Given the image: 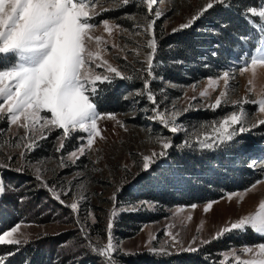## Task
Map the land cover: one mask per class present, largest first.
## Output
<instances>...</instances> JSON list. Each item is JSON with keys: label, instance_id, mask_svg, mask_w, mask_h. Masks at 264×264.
Instances as JSON below:
<instances>
[{"label": "snow or ice", "instance_id": "obj_1", "mask_svg": "<svg viewBox=\"0 0 264 264\" xmlns=\"http://www.w3.org/2000/svg\"><path fill=\"white\" fill-rule=\"evenodd\" d=\"M100 0H0V118L6 119L9 126L23 128V136H15L10 140L0 141V148L11 146L23 149L18 153L23 158L27 151L34 150L38 144L37 140L45 139L47 134L54 130H62L59 139L57 152L64 149V141L70 139L74 134L81 141V144L75 150L68 153L70 161L75 162L80 156H84L90 151L96 143L97 138L103 139L102 130L98 124L101 119L115 120L113 113H101L97 106V97L102 92L101 85H111L115 79H130L125 76L117 66H113L106 58L107 48L110 46L116 48L114 43L109 45L103 34L96 35L97 25L92 21L97 15L104 11H114L117 8H100L96 10ZM130 0H119L118 7L129 5ZM153 19L148 20L144 25H137L141 32L147 34L144 47L149 51L144 54L142 63L146 65L143 71L146 78L141 77L143 81V91L137 95H144L153 105L151 119L158 122L162 127L175 134L180 131H187L176 124V113L166 116L165 111H161L156 102V97L151 91L150 84L155 76L153 75L154 58L157 53V38L155 33L156 19L162 13L160 11L152 12L153 5L157 0H142ZM214 4L226 5V0H209V2L200 9L196 15L192 16L187 23L180 25V29H186L199 19L205 12L214 7ZM227 6V5H226ZM241 15L248 22L254 31V36H241L239 40L244 45L255 40L251 49L243 51V59L240 71L251 70L255 74L257 66H264V2L258 7L249 6L245 8ZM253 18H258L256 23ZM103 32L109 36L114 30L120 29L118 24H112L108 19L100 21ZM173 31H176L174 29ZM123 51V49H121ZM137 57L141 54L139 49L131 50ZM125 61L127 57H122ZM96 69H102L97 72ZM230 73L225 71L217 79H209V88L214 89L220 86V79L225 82V91L209 108L215 110L221 107L224 97L227 95V82ZM252 81H249L251 84ZM202 97L208 95V90L200 94ZM125 96L124 99H128ZM193 99H196L193 97ZM243 103H253L258 107L260 113H264V97L256 101L234 102L239 108V112H232L218 120L204 122L201 127L204 131L195 134L193 140L186 139L182 147L198 146L200 150H211L222 145H229L241 134L251 130L245 126V112ZM264 125V119H260L257 127ZM123 126V125H122ZM86 139V143H84ZM161 145V151H153L151 155L142 156V170H148L152 164L160 157L165 156L166 150L172 147L169 138H161L157 141ZM12 156H8L11 161ZM61 157V164H63ZM8 164L0 163V168H8ZM127 167V166H125ZM17 172L24 171L23 167L15 168ZM37 179H42L37 176ZM47 187V182L43 181ZM259 183V181L257 182ZM256 184L251 186L252 189ZM7 186L0 176V197L6 194ZM54 198L61 204L65 201L61 199L60 194L53 189H48ZM121 189H118L120 191ZM67 191H71L69 188ZM249 189H245V192ZM67 195V192L64 193ZM227 199L230 201L234 197L243 200L240 193H228ZM115 194L112 199L115 200ZM216 201L207 203L205 212L213 208ZM141 205H147V202H141ZM73 212L77 211L78 203L72 202L66 205ZM196 204L191 208L195 209ZM131 211L138 210L132 207ZM117 213L113 209L111 216ZM191 220V216L188 217ZM113 225L109 221L107 225V242L101 244L99 241L93 242L90 239L89 231L81 227L80 231L83 238L92 252L101 257L103 264H116L114 254L117 251L113 243L112 229ZM21 224L17 223L9 230L0 233V246H19L27 242V238L20 231ZM249 230L254 235H258L264 240V200L258 205V211L253 214L245 215L228 226L223 227L215 233L210 240H203L201 244H209L212 240L223 237L226 233L239 232L246 234ZM167 235L171 238V246L179 243L177 236L172 232ZM195 243V238H193ZM185 251L195 252L197 248L189 246ZM151 252L158 255H169L165 246L159 249L152 248ZM240 254L237 250H230V257L233 264H264V242L256 246H242ZM254 256L242 259L243 254H253ZM14 252L0 254V264H6L7 257L14 255ZM229 260V254H224L225 264Z\"/></svg>", "mask_w": 264, "mask_h": 264}, {"label": "trees", "instance_id": "obj_2", "mask_svg": "<svg viewBox=\"0 0 264 264\" xmlns=\"http://www.w3.org/2000/svg\"><path fill=\"white\" fill-rule=\"evenodd\" d=\"M262 2L264 0H226L227 6L214 4L191 27L176 31H167L164 18L156 19L158 47L153 67L155 79L150 84L156 102L163 105V101L180 95V91L169 85L183 88L231 67L240 68L243 51L251 49L255 43L253 39L244 45L239 40L241 36L255 35L241 12L249 6L258 7ZM126 9L128 13L139 15L146 11L144 6L133 4ZM127 19L124 17L119 22L128 26L130 22ZM253 19L259 22L258 18ZM121 67L131 78L115 79L111 85L100 86L102 92L96 102L101 113L127 111L130 101L124 97L129 91L135 92L144 87L141 77L146 78V73L142 68L134 70L127 63ZM145 103L142 100L141 106ZM227 111L222 106L190 113L184 121L187 126L190 121H213ZM7 130L6 119L0 118V141L7 140ZM186 139L189 138L184 134L172 138V147L163 156L164 161L153 164L150 169L135 176V181L124 186L120 194L121 202L135 205L138 210L119 211L113 217L112 231L118 238L136 234L144 224L167 216L174 206L218 199L228 192L250 187L264 174V125L241 134L229 145L211 150H200L196 145L182 147ZM43 144L46 150H37L35 154L48 153V141ZM69 147L64 146L61 152ZM86 160V157L79 160V166ZM11 174L4 173L9 182L5 180L8 190L0 197V233L19 222L46 223L60 219L59 214L65 208L55 203L39 185L24 182ZM141 202H147V205H141ZM75 229L40 234L27 239L19 250L16 246H0V254L15 253L7 257L6 264H103L101 257L91 251ZM91 232L104 234L105 224L92 223ZM261 242L264 240L251 230L246 234L234 231L209 244L198 245L195 252L182 249L169 252V255H158L148 250L121 253L116 264H221L223 252ZM225 264L233 262L228 260Z\"/></svg>", "mask_w": 264, "mask_h": 264}, {"label": "rangeland", "instance_id": "obj_3", "mask_svg": "<svg viewBox=\"0 0 264 264\" xmlns=\"http://www.w3.org/2000/svg\"><path fill=\"white\" fill-rule=\"evenodd\" d=\"M208 2L209 0H157V3L153 5L152 12L160 11L162 15L158 19L164 18L167 31H173L174 29H180V25L187 23ZM118 3L119 0H100L96 9L98 12L100 8H117V10L104 11L97 15L92 22L97 25L96 35L103 34L109 45L113 43L117 45L116 48L110 46L107 48L105 58L127 76V72L121 67L126 63L132 66L134 70L146 68L141 60H143L144 54L149 51L144 47L149 36L141 32L137 25L146 24L154 16L149 13L142 0H130L129 5L144 6L146 11L143 15L133 12L128 13L126 8L129 5L118 7ZM124 17L128 18L127 20L130 22L128 26H124L119 22ZM103 19H108L112 24H118L120 29L114 30L112 35L109 36L103 32L100 24ZM136 48L139 49L141 54L139 57L131 51ZM124 56L127 57L126 61L122 58ZM96 71L102 72V69H96ZM225 71H228L230 75L227 82V95L223 98L224 102L221 107H226L228 111L215 120L234 111L239 112V108L234 105V102H242L245 98L251 102L264 97V66H257L255 74L251 70L241 72L240 68L234 69L231 67L183 88L169 85V87L180 91V95L169 98V101H163V105L157 102L161 111L167 110L165 112L166 116L174 111L177 114L176 124L187 131L173 134L151 119L153 105L144 95H137L138 92L143 91V89H139L127 93L126 96L129 97L128 100L130 101V108L127 111L109 112L115 114V120L101 119L98 121L104 138H97L92 149L87 151L84 156H80L75 162L69 160L68 153L81 144L76 136L84 135L86 137L84 133L74 134L72 138L66 139L64 141L65 148L70 147L63 152L56 151L59 145L58 138L62 133V130L59 129L52 131L50 134L45 133L46 138L37 140L38 146L34 150L27 151L23 158L18 155L23 149L14 148L11 143L0 148V163L9 165L8 168H0V176H2L4 182L5 180L8 181L4 173H12L11 176L19 177L24 182L39 185L51 196L55 203L57 202L65 208L59 214L61 215L60 219H54L46 223L19 222L23 236L30 239L40 234H55L77 228V234L83 237L80 231L83 227L89 231L90 239L94 243L97 241L101 244L106 243L107 225L109 221L113 224V216H111L113 209L118 213L135 206L124 205L121 202L120 194L123 192L124 186L131 184L135 181V176L144 171L142 170V156L151 155L153 151L160 152L161 145L157 141L161 138H169L172 142V138L184 134V136L193 140L195 134L204 131L201 125L210 121H190L187 126L184 117L186 115L188 117L190 113L212 110L209 105L215 102L222 91H225V82L220 79V86L210 89L209 79H217ZM249 81H252V83L249 84ZM206 89L208 95L202 97L200 94ZM193 97L196 99H193ZM142 100L146 103L141 106ZM249 105H253V107H249ZM242 106L245 112V126L250 127L251 130L259 127L260 125L257 127L251 126L256 125L260 119H264V113H260L258 107L253 103H243ZM24 133L23 128L10 127L8 124L7 140L18 135L23 136ZM45 140L49 143V147H46L48 153L45 155L35 154L37 150L39 152H41L40 149L46 150L43 144ZM84 143H86V139ZM73 145L76 147L73 148ZM9 155L12 156L11 161L8 160ZM61 157H63V164H61ZM83 157H86L87 160L82 162V166H79L78 161ZM163 161V157H160L155 163H162ZM19 167H23L24 171L17 172L14 170ZM37 176L42 179H37ZM43 181L47 182V187L44 186ZM258 181L259 183H257ZM253 184H256L254 189L251 188ZM253 184L246 188L249 189L247 192H245V189L228 192L240 193L244 197L242 201L236 197L229 201L226 195L228 193H226L215 200L195 203L197 205L195 209L191 208L192 204L174 206L169 209L167 216L144 224L139 232L126 238H118L111 229L113 243L117 247L113 257L115 262L117 263V256L121 253L150 251L152 248L159 249L162 245L167 248L168 252L180 251L189 246L196 248L201 245V241L210 240L216 232L228 226L230 222L258 211L259 203L264 200V174ZM49 188L59 193L65 203L61 204L57 201L48 190ZM69 188L71 191H67ZM118 189L121 190L118 191ZM65 192H67V195L64 194ZM114 194L115 200L112 199ZM212 201H216L213 208L205 212V206ZM72 202L78 203V209L75 212L66 206ZM189 216H191V220L188 219ZM94 222L105 224L104 234H93L91 232V225ZM168 232H172L173 235L177 236L179 243H176L174 247L171 246L172 242L167 235ZM193 238H195V243H193ZM256 245L258 244L247 246ZM240 248L234 247L230 250L235 249L237 254H240ZM230 250L223 252V257L224 254H229V260H231ZM254 255L255 253L243 254L241 258L247 259Z\"/></svg>", "mask_w": 264, "mask_h": 264}]
</instances>
